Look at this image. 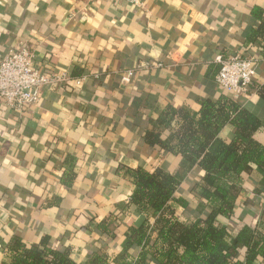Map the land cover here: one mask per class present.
Here are the masks:
<instances>
[{
  "label": "crops",
  "instance_id": "0c3cea01",
  "mask_svg": "<svg viewBox=\"0 0 264 264\" xmlns=\"http://www.w3.org/2000/svg\"><path fill=\"white\" fill-rule=\"evenodd\" d=\"M142 2L143 8L119 0H0V59L22 41L40 72L67 78L23 112L0 102V264L13 237L34 248L49 238L80 263L97 252L118 254L123 233L138 219L128 210L134 186L123 167L174 175L178 194L199 203L191 190L202 171L188 169L181 156L147 149L143 133L168 106L197 112L200 101L229 97L215 81L220 56L254 58L255 82L264 83L259 45L246 47L252 10L264 11V0ZM154 63L162 67L143 68ZM128 70L138 72L125 84ZM239 100L264 111L252 92ZM233 133L227 126L220 138ZM257 138L264 142V133ZM66 175L75 178L71 187ZM244 179L230 225L264 234L263 175L250 167ZM111 218L114 238L98 229Z\"/></svg>",
  "mask_w": 264,
  "mask_h": 264
},
{
  "label": "trees",
  "instance_id": "16d2710c",
  "mask_svg": "<svg viewBox=\"0 0 264 264\" xmlns=\"http://www.w3.org/2000/svg\"><path fill=\"white\" fill-rule=\"evenodd\" d=\"M251 14L254 24L246 47L259 45L264 56V11L257 7ZM251 92L264 104V83L254 81ZM199 106L197 112L168 106L143 133L147 149L181 156L188 169L202 171L191 190L198 204L178 194L181 182L174 175L123 167L134 186L128 210L138 219L123 233L118 254L97 252L80 263L69 249H55L49 238L34 248L13 237L2 264H264V234L230 225L248 169H258L264 183V142L257 138L264 133V111L258 114L226 96ZM227 126L234 129L229 141L220 138ZM164 132L171 137L164 138ZM74 180L66 175L63 183L71 187ZM116 220L98 226L102 236L114 238L110 228Z\"/></svg>",
  "mask_w": 264,
  "mask_h": 264
},
{
  "label": "built area",
  "instance_id": "2783aa9c",
  "mask_svg": "<svg viewBox=\"0 0 264 264\" xmlns=\"http://www.w3.org/2000/svg\"><path fill=\"white\" fill-rule=\"evenodd\" d=\"M99 0H83L87 5H93ZM125 1L137 8H143L142 0ZM219 71L215 81L218 86L232 99L238 100L249 94L250 86L255 81L256 60L254 58L235 53L229 57H218ZM162 65L154 63L143 68H161ZM137 70L125 71L122 81L130 84ZM67 81L66 76L48 77L35 66V56L30 46L19 42L17 47L9 51L0 59V102L8 108L23 112L28 106L37 105L46 89L55 84ZM84 77L76 81L81 85Z\"/></svg>",
  "mask_w": 264,
  "mask_h": 264
}]
</instances>
